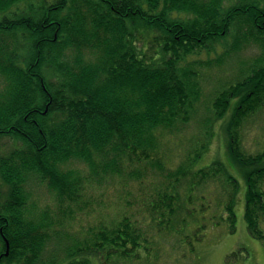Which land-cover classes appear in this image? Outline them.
Returning <instances> with one entry per match:
<instances>
[{"label": "trees", "instance_id": "trees-1", "mask_svg": "<svg viewBox=\"0 0 264 264\" xmlns=\"http://www.w3.org/2000/svg\"><path fill=\"white\" fill-rule=\"evenodd\" d=\"M249 50L259 53L243 57ZM202 66L234 74L222 82L231 74L216 73L202 146L166 171L164 139L199 115ZM233 99L228 134L248 186L245 220L264 240V152L242 144L245 122L264 109V0H0V138L20 143L0 156V264L149 260V239L125 214L102 216L85 236L55 230L92 205L88 182L141 178L149 166L168 180L146 204L164 231L195 226L199 241L208 225L228 223L234 233L239 182L220 162L193 169ZM36 182L62 219L29 203ZM51 241L59 257H45Z\"/></svg>", "mask_w": 264, "mask_h": 264}, {"label": "rangeland", "instance_id": "rangeland-1", "mask_svg": "<svg viewBox=\"0 0 264 264\" xmlns=\"http://www.w3.org/2000/svg\"><path fill=\"white\" fill-rule=\"evenodd\" d=\"M258 53L257 50H249L242 53V56L248 58ZM202 59L206 60V56H203ZM206 68L200 67L201 73H204V77L208 80L203 84L204 89L198 102L199 115L180 133L164 139L162 155L164 156L163 162L166 171H176L181 166L187 165L186 162L193 155V151L198 148V144L202 146L203 143L201 142H203L205 135L203 134L204 124L201 123V119H205L206 108L219 86L217 79L220 77H217L216 73L221 77L231 74L229 78H221L222 82L231 79L234 74V71L232 73L222 70L218 72L219 67H215L211 72ZM236 102V99L231 101V108L227 114L215 124L208 148L193 164L194 170H200L220 162L239 182L235 210L236 231L234 233L229 231L228 223H223L218 227L208 225L202 232L203 239L199 241L195 239L198 231L195 226L189 225L184 231L181 230V227L174 226V229L168 228L171 232L164 231L166 225L159 224L158 214L149 210L146 204L153 198L157 199L159 194L164 191L168 180L163 176L164 174L155 171L151 166L143 170L141 178L121 176L114 181L97 184L95 187L88 182L87 197L91 200L92 205L87 210L77 213L75 221L67 223V226L64 227L57 225L55 230L58 231L59 229L60 231L63 228L70 234V237L75 234L85 236L89 233L90 228L102 219V216L106 217L107 222H109L112 220L109 217L125 214L135 223L139 233L147 236L151 244V252L148 253L149 260L144 258L142 262L138 261L136 264H264V240L253 237L249 233L245 220L248 190L245 173L243 168L232 159L230 151L228 125ZM242 137L245 153L258 154L264 152V109L245 122ZM17 146H20V143L16 140L12 142L11 137L0 138V156ZM30 189V204L36 201L43 210H51L56 218L62 219V216L58 214L57 203L52 199L44 185L36 182L31 185ZM201 190L202 188L198 187L194 194H199ZM186 191V188L182 186L181 192L186 193ZM213 191H220V188L211 187L207 192ZM201 205L203 203L199 200L197 206L201 207ZM154 216L157 218V224ZM206 219L210 221L209 217ZM259 226L264 233V220H261ZM68 241L65 238L64 242ZM60 248H56L51 241L46 248L45 257H59L62 253Z\"/></svg>", "mask_w": 264, "mask_h": 264}, {"label": "water", "instance_id": "water-1", "mask_svg": "<svg viewBox=\"0 0 264 264\" xmlns=\"http://www.w3.org/2000/svg\"><path fill=\"white\" fill-rule=\"evenodd\" d=\"M9 253V245H8V251H7V254Z\"/></svg>", "mask_w": 264, "mask_h": 264}]
</instances>
